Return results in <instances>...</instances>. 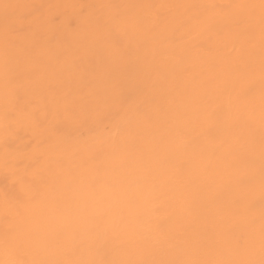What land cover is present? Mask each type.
Listing matches in <instances>:
<instances>
[{
	"label": "rangeland",
	"instance_id": "374dc122",
	"mask_svg": "<svg viewBox=\"0 0 264 264\" xmlns=\"http://www.w3.org/2000/svg\"><path fill=\"white\" fill-rule=\"evenodd\" d=\"M0 3L13 6L10 76L20 102L54 116L58 129L50 136L13 122L6 147L0 7L2 246L9 232L26 261L260 259V0ZM29 185L45 197L18 216L11 202ZM249 234L254 249L238 252L234 242Z\"/></svg>",
	"mask_w": 264,
	"mask_h": 264
},
{
	"label": "snow or ice",
	"instance_id": "6c2138e0",
	"mask_svg": "<svg viewBox=\"0 0 264 264\" xmlns=\"http://www.w3.org/2000/svg\"><path fill=\"white\" fill-rule=\"evenodd\" d=\"M0 7L5 10V25H4V119L6 121L5 144L7 147V136L11 134L13 122L19 124L21 122H28L50 136L55 135L58 131L55 124V117H50L47 113L43 116H38L34 110H29L25 105L20 102V97L17 92V86L14 79L10 76V40L12 35L11 24L8 20V9L13 7L7 3H0ZM214 7V6H213ZM240 7H256L255 5ZM260 20H261V40L264 43V0H260ZM135 23V20L130 21ZM261 86H262V101H264V60L261 62ZM261 127L264 129V103L261 108ZM261 156L264 160V134L261 140ZM5 167H7V152L5 157ZM243 183V179H241ZM45 197L44 192L36 186L29 185L26 189V197L24 199L11 202L15 209L16 215L22 216L27 210L29 205L38 206L41 204ZM260 197H261V224H260V259H33L24 260L20 258V248L16 243L14 234L6 232L3 240L4 259H0V264H264V166L261 168L260 173ZM235 203H239L238 201ZM99 224H91L89 231L99 230ZM78 233L73 232L72 238L76 239ZM255 241L251 234L237 239L234 242V248L238 252L250 253L254 249Z\"/></svg>",
	"mask_w": 264,
	"mask_h": 264
},
{
	"label": "bare ground",
	"instance_id": "6f19581e",
	"mask_svg": "<svg viewBox=\"0 0 264 264\" xmlns=\"http://www.w3.org/2000/svg\"><path fill=\"white\" fill-rule=\"evenodd\" d=\"M239 1H240V0H239ZM122 3H123V2H122ZM124 3H125V2H124ZM147 3H148V1H147ZM151 4H152V3H151ZM239 5H240V4H239ZM162 6H163V5H162ZM211 7H212V6H211ZM67 17H68V16H67ZM92 18H93V17H92ZM66 31H67V30H66ZM67 33H68V31H67ZM62 35H63V34H62ZM62 35H61V36H62ZM63 36H64V35H63ZM64 38H65V37H64ZM59 39H60V38H59ZM73 49H74V47H73ZM42 57H43V54H42ZM35 61H36V59H35ZM37 62H38V61H37ZM38 63H39V62H38ZM40 71H41V70H40ZM40 71H39V72H40ZM23 73H24V72H23ZM41 74H42V73H41ZM19 75H21V74H19ZM22 75H23V74H22ZM13 78H14V77H13ZM35 79H38V77L35 78ZM17 80H18V79H17ZM31 81H32V80H31ZM45 86H46V85H45ZM30 88H31V87H30ZM29 91H30V90H29ZM253 94H254V92H253ZM250 96H251V95H250ZM257 97H258V96H257ZM259 97H260V96H259ZM259 99H260V98H259ZM252 100H253V99H252ZM237 101H238V100H237ZM239 101H240V100H239ZM247 101H248V100H247ZM197 105H198V104H197ZM197 105H196V106H197ZM203 105H204V104H203ZM190 106H191V105H190ZM196 106H195V107H196ZM198 106H199V105H198ZM198 106H197V108H198ZM209 106H210V105H209ZM232 107H233V106H232ZM197 108H196V109H197ZM189 109H191V108H189ZM192 109H195V108H192ZM200 109H201V108H200ZM209 109H210V108H209ZM234 111H235V110H234ZM241 111H242V110H241ZM237 112H238V111H237ZM207 113H208V112H207ZM237 114H238V113H237ZM234 115H235V112H234ZM56 117H57V116H56ZM210 119H212V118H210ZM210 119H207V120H210ZM248 119H249V118H248ZM238 120H239V119H238ZM253 120H254V119H253ZM239 121H240V120H239ZM182 122H183V121H182ZM234 122H235V121H234ZM242 122H243V124L246 125V123H244V121H242ZM258 122H259V121H258ZM254 123H255V122H254ZM230 124H232V123H230ZM176 125H177V124H176ZM241 125H242V124H241ZM247 126H248V125H247ZM256 126H257V125H256ZM238 127H239V126H238ZM244 127H245V126H244ZM259 127H260V126H258V128H259ZM245 128L247 129V127H245ZM237 129H238V128H237ZM243 129H244V128H243ZM254 129H255V128H254ZM238 130H239V129H238ZM251 130H252V129H251ZM256 130L258 131V129H256ZM200 131H201V130H200ZM239 131H240V130H239ZM246 131H247V130H246ZM196 132H197V131H196ZM232 133H233V132H232ZM255 133H256V132H255ZM258 133H259V132H258ZM263 134H264V133H263ZM251 135H253V134H251ZM255 135L258 136V134H255ZM250 137H251V136H249V138H250ZM253 137H255V136H253ZM245 138H246V137H245ZM251 139H252V138H251ZM254 139H255V138H254ZM259 139H260V137H258V140H259ZM248 140H249V139H248ZM258 140H257V141H258ZM245 141H246V140H245ZM250 141H251V140H250ZM254 141H256V140H254ZM254 141H253V142H254ZM208 142H209V141H208ZM253 142H252V143H253ZM204 143H205V142H204ZM250 143H251V142H250ZM252 143H251V144H252ZM241 144H242V143H241ZM246 144H248V142H247ZM251 144H249V145H251ZM253 145H254V144H253ZM253 145H252V146H253ZM256 145H257V144H256ZM260 145H261V144H260ZM247 147H248V146H247ZM255 148H256V146H255ZM259 149H260V148H259ZM227 150H229V149H227ZM259 152H260V151H259ZM223 153H224V152H223ZM220 155H221V154H220ZM223 155H224V154H223ZM257 156H259V155H257ZM42 160H43V159H42ZM44 164H45V163H44ZM249 166H250V165H249ZM249 166H248V167H249ZM245 167H247V166H245ZM245 167H244V168H245ZM248 167H247V168H248ZM253 167H255V166L253 165ZM154 168H155V167H154ZM157 168H158V167H157ZM232 168H233V167H232ZM247 168H246V169H247ZM161 169H165V167H164V168L162 167ZM155 170H156V169H155ZM156 171H157V170H156ZM159 171H160V170H159ZM154 172H155V171H154ZM254 172H255V171H254ZM159 173H160V172H159ZM161 173H162V172H161ZM161 173H160V174H161ZM236 173H237V172H236ZM164 174H165V173H164ZM176 174H177V173H176ZM243 174H244V173H243ZM141 175H142V174H141ZM145 175H146V174H145ZM152 175H153V174H152ZM154 175H155V174H154ZM178 175H179V174H178ZM219 175H221V173H220ZM251 175H252V174H251ZM251 175H249V176H251ZM149 176H150V175H149ZM173 176H174V175H173ZM146 177H147V176H146ZM252 177H253V176H252ZM155 178L157 179L156 176H155ZM208 178H209V177H208ZM159 179H160V176H159ZM145 181H146V180H145ZM155 181H156V180H155ZM160 181H161V180H159V182H160ZM214 181H215V180H214ZM259 181H260V180H259ZM157 182H158V181H157ZM162 182H163V181H162ZM124 183H126V182H124ZM127 183H128V182H127ZM137 184H138V183H137ZM182 184H183V183H182ZM213 185H214V184H213ZM140 186H141V184H140ZM153 186H154V185H153ZM171 186H172V185H171ZM180 186H181V185H180ZM204 187H205V186H204ZM136 189H137V188H136ZM150 189H151V188H150ZM150 189H149V190H150ZM149 190H148V191H149ZM159 190H160V189H159ZM142 191H143V190H142ZM205 191H206V190H205ZM138 192H139V191H138ZM160 192H161V190H160ZM196 192H198V191H196ZM147 193H148V192H147ZM200 193H201V192H200ZM200 193H199V194H200ZM211 193H212V192H211ZM127 194H128V193H127ZM196 194H197V193H196ZM209 194H210V193H209ZM233 194H234V193H233ZM201 195H203V194H201ZM205 195H206V193H204L203 196H205ZM128 196H129V195H128ZM184 196H185V195H184ZM184 196H183V197H184ZM203 196H202V197H203ZM210 196H211V194H210ZM210 196H209V197H210ZM53 197H54V196H53ZM178 197H179V196H178ZM212 197L214 198V196H212ZM168 198H169V197H168ZM205 198H206V197H205ZM216 198H218V197L216 196ZM171 199H172V198H171ZM206 199H207V198H206ZM206 199H205V200H206ZM210 199H211V198H210ZM155 200H156V199H155ZM189 200H190V199H189ZM192 200H193V199H192ZM198 200H199V198H198ZM216 200H217V199H216ZM144 201H146V200H144ZM168 201H169V200H168ZM179 201H180V200H179ZM179 201H178V202H179ZM201 201H202V199H201ZM207 201H209V200H207ZM217 201H218V200H217ZM217 201H215V202H217ZM215 202H214V203H215ZM123 203H124V202H123ZM148 203H149V202H148ZM158 203H160V202L158 201ZM168 203H170V202H168ZM173 203H174V202H173ZM199 203L201 204V202H199ZM171 204H172V203H171ZM171 204H170V205H171ZM178 204H179V203H178ZM197 204H198V201H197ZM167 205H168V204H167ZM170 205H169V206H170ZM195 205H196V204H195ZM198 205H199V204H198ZM198 205H197V206H198ZM204 205H205V204H204ZM209 205H210V204H209ZM209 205H208V206H209ZM146 206H147V205H146ZM173 206H174V205H173ZM197 206H196V207H197ZM210 206L212 207V205H210ZM217 206H218V205H217ZM120 207H121V206H120ZM127 207H128V206H127ZM166 207H168V206H166ZM170 207H172V206H170ZM176 207H177V206H176ZM199 207H200V206H199ZM201 207H203V206H201ZM205 207H206V206H205ZM211 207H210V208H211ZM144 208H145V207H144ZM197 208H198V207H197ZM216 208H217V207H216ZM163 209H164V208H163ZM172 209H173V207H172ZM198 209H200V208H198ZM203 209H204V208H203ZM205 209H206V208H205ZM205 209H204V210H205ZM207 209H208V207H207ZM166 210H169V208L166 209ZM166 210H163V211H166ZM170 210H171V209H170ZM196 210H197V209H196ZM201 210H202V209H201ZM209 210H210V209H209ZM212 210H213V209L211 208V211H212ZM129 211H131V209H130ZM134 211H135V210H134ZM149 211H150V210H149ZM177 211H178V210H177ZM144 212H145V211H144ZM174 212H175V210H174ZM193 212H195V210H194ZM197 212H198V211H197ZM201 212H202V211H201ZM161 213H162V211H161ZM195 213H196V212H195ZM199 213H200V210H199ZM207 213H208V212H207ZM111 214H112V211H111ZM129 214H132V213H129ZM147 214H148V213H147ZM147 214H146V215H147ZM149 214H150V213H149ZM193 214H194V213H193ZM169 215H170V212H169ZM173 215H174V214H173ZM173 215L171 214V216H173ZM182 215H183V214H182ZM188 215H189V214H188ZM196 215H197V214H196ZM203 215H205V214H202V216H203ZM210 215H211V214H210ZM189 216H190V215H189ZM192 216H194V215H192ZM197 216H199V215H197ZM149 217H151V216H149ZM161 217H162V216H161ZM209 217H210V216H209ZM136 218H137V216H136ZM157 218H158V217H157ZM163 218H164V217H163ZM172 218H173V217H172ZM184 218H185V217H184ZM195 218H196V216H195ZM210 218H211V217H210ZM141 219H142V218H141ZM147 219H149V218H147ZM160 219H162V218H160ZM175 219H176V216H175ZM204 219H205V218H204ZM211 219H212V218H211ZM103 220H105V219H103ZM169 220H172V219H169ZM181 220H183V219L181 218ZM141 221H142V220H141ZM141 221H140V223H141ZM172 221H173V220H172ZM172 221H171V222H172ZM179 221H180V220H179ZM179 221H178V222H179ZM197 221H198V220H197ZM207 221H208V220H207ZM207 221H206L205 223H207ZM154 222H155V221H154ZM195 222H196V221H195ZM156 223H157V222H156ZM156 223H155V224H152V225H156ZM175 223H176V222H175ZM180 223H181V222H180ZM192 223H193V222H192ZM199 223H200V222H199ZM215 223H216V221H215ZM171 224H172V223H171ZM176 224H177V223H176ZM216 224H217V223H216ZM131 225H132V224H131ZM181 225H182V224H181ZM205 225H206V224H205ZM139 226H140V224H139ZM141 226H142V225H141ZM171 226L173 227V225H171ZM182 226H183V225H182ZM196 226H197V225H196ZM154 227H155V226H154ZM175 227H176V226H175ZM193 227H194V225H193ZM148 228H150V227H148ZM177 228H178V227H177ZM185 228H187V226H186ZM190 228H191V227H190ZM204 228H205V227H204ZM135 229H136V228H135ZM152 229H154V228L152 227ZM173 229H175V228H173ZM182 229H183V228H182ZM154 230H155V229H154ZM158 230H159V229H158ZM191 230H192V228H191ZM215 230H216V229H215ZM143 231H144V230H143ZM193 231H194V230H193ZM201 231H203V230H201ZM205 231H207V230H205ZM150 232H151V231H150ZM157 232H158V231H157ZM160 232H161V231H160ZM189 232H190V231H189ZM209 232H210V231H209ZM171 233H172L171 231H170V232L168 231V234H169V235H170ZM203 233H204V232H203ZM210 233H212V232H210ZM144 234H145V233H144ZM146 234H147V235H150V233H146ZM151 234H152V233H151ZM160 234H161V233H160ZM166 234H167V233H166ZM178 234H179V233H178ZM201 234H202V233H201ZM152 235H153V234H152ZM165 236H166V235H165ZM177 237H178V236H177ZM180 237H182V236H180ZM185 237H186V236H185ZM157 238H158V237H157ZM160 238H161V237H160ZM187 238L190 239V237H187ZM198 238H199V237H198ZM200 239H201V238H200ZM157 240H158V239H157ZM162 240H163V239H162ZM140 242H141V240H140ZM145 242H146V241H145ZM148 242H150V241H148ZM159 242H160V241H159ZM176 242H177V241H176ZM181 242H182V241H181ZM197 242H198V240H197ZM119 243H120V242H119ZM140 244H141V243H140ZM142 244H143V243H142ZM171 244H172V242H171ZM181 244H182V243H181ZM196 244H198V243H196ZM212 244H213V243H212ZM149 245H151V244L149 243ZM149 245H146V246H149ZM157 245H158V244H157ZM157 245H156V246H157ZM183 245H184V244H183ZM183 245H182V246H183ZM134 246H135V245H134ZM161 246H162V244H161ZM103 247H104V246H103ZM149 247H150V246H149ZM192 247H193V246H192ZM194 247H195V246H194ZM176 248H177V247H176ZM183 248H184V247H183ZM158 249H159V248H158ZM146 250H147V249H146ZM151 250H152V248H151ZM151 250L149 249L148 251H151ZM160 250H161V249H160ZM184 250H185V249H184ZM154 251H155V250H154ZM151 252H152V251H151ZM155 252H156V251H155ZM157 252H159V251H157ZM176 252H178V251H176ZM181 252H182V251H181ZM181 252H180V253H181ZM149 253H150V252H149ZM173 253H174V252H173ZM180 253H179V254H180ZM107 254H108V253H107ZM150 254H151V253H150ZM150 254H149V256H150ZM153 254H155V253H153ZM153 254H152V255H153ZM136 255H138V254H136ZM145 255H146V254H145ZM152 255H151V256H152ZM162 255H163V254H162ZM115 256H116V253H115ZM117 256H118V255H117ZM124 256H125V254H124ZM124 256H123V257H124ZM130 257H131V256H130ZM135 257H136V256H135ZM152 257H153V256H152ZM152 257H150V258H152ZM155 257H156V256H155ZM155 257H153V258L155 259ZM157 257H158V256H157ZM160 257H161V256H160ZM166 257H167V256H166ZM4 258H5V256H4V252H3V246H2V242L0 241V259H4ZM137 258H138V257H137ZM145 258H146V257H145ZM133 259H134V258H133ZM146 259H147V258H146ZM150 260H151V259H150Z\"/></svg>",
	"mask_w": 264,
	"mask_h": 264
}]
</instances>
